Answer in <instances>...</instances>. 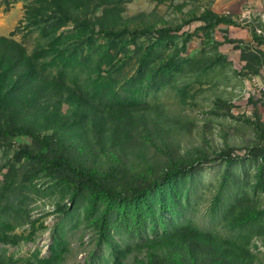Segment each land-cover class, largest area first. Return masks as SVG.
<instances>
[{"label": "rangeland", "instance_id": "obj_1", "mask_svg": "<svg viewBox=\"0 0 264 264\" xmlns=\"http://www.w3.org/2000/svg\"><path fill=\"white\" fill-rule=\"evenodd\" d=\"M31 1L0 0V35L20 25L29 53L56 22L28 28ZM83 5L95 32L58 30L65 62L44 60L61 83L41 100L67 114L68 92L82 95L62 142L75 165L93 156L116 199L50 156L18 158L38 155L29 137H0V264H264V0Z\"/></svg>", "mask_w": 264, "mask_h": 264}, {"label": "trees", "instance_id": "obj_2", "mask_svg": "<svg viewBox=\"0 0 264 264\" xmlns=\"http://www.w3.org/2000/svg\"><path fill=\"white\" fill-rule=\"evenodd\" d=\"M90 10L91 7H84L83 0H32L29 2L26 5L24 18L28 28H31L29 23L38 25L39 16L48 15L51 18L53 15L56 20L52 30L47 31L46 25L42 28L37 27L41 30L40 35L43 41L39 42L36 49L31 53L21 42L13 38L19 32L20 25L11 33L10 37L0 35V123L3 122V127H0L2 130L0 137H29L38 155L29 152L26 147H22L16 152L18 158L28 155L34 158L50 156L49 164L51 166L75 173L100 194L116 199V195L111 189L104 185L102 177L90 166L92 165L91 161H95L93 156L88 153L86 158H81L87 159L84 164L75 165L71 159V154L66 152L64 142H62V132L68 131L72 126L76 125L77 127V117L84 115L82 95H77L72 91L68 92L66 96V104L69 105L67 114H62L59 109H55L51 113L48 112L41 100L45 89L57 88L61 83L60 73L59 77L58 72L45 75L47 62L45 60L48 59L50 53L55 52L58 56L57 59L60 62H65L64 51L58 46L59 38L55 36L56 33L68 23H74L85 32L94 34L97 19H94V14ZM207 15L213 19L210 13ZM225 18L221 17L220 21L226 22ZM208 24L210 25V22ZM108 36L115 38L121 35L108 33ZM57 92L59 91L56 90L54 95L62 97L61 92ZM40 112L44 114L40 122L41 126L35 127L31 123H27L25 118L36 121L35 113ZM107 166L112 169L111 162ZM105 168L107 167L105 166ZM111 169H107L109 174H111ZM106 175L107 173L104 176ZM84 182H81L82 186ZM82 186L77 189V192ZM141 193L142 190L138 189L134 190L132 194L138 196Z\"/></svg>", "mask_w": 264, "mask_h": 264}, {"label": "built area", "instance_id": "obj_3", "mask_svg": "<svg viewBox=\"0 0 264 264\" xmlns=\"http://www.w3.org/2000/svg\"><path fill=\"white\" fill-rule=\"evenodd\" d=\"M256 90L259 94H264V82L256 85Z\"/></svg>", "mask_w": 264, "mask_h": 264}]
</instances>
